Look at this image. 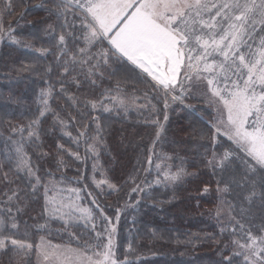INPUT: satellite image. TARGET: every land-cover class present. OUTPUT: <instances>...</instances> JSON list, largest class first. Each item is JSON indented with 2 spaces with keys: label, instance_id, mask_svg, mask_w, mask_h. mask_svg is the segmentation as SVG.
Returning a JSON list of instances; mask_svg holds the SVG:
<instances>
[{
  "label": "trees",
  "instance_id": "obj_1",
  "mask_svg": "<svg viewBox=\"0 0 264 264\" xmlns=\"http://www.w3.org/2000/svg\"><path fill=\"white\" fill-rule=\"evenodd\" d=\"M83 16L67 0H0V235L32 245L8 241L0 264H38L43 239L91 255L96 232L113 226L124 264H245L233 228L262 234L264 174L238 155L221 166L234 145L215 134L206 80L165 99L147 74L103 62Z\"/></svg>",
  "mask_w": 264,
  "mask_h": 264
},
{
  "label": "snow or ice",
  "instance_id": "obj_2",
  "mask_svg": "<svg viewBox=\"0 0 264 264\" xmlns=\"http://www.w3.org/2000/svg\"><path fill=\"white\" fill-rule=\"evenodd\" d=\"M72 7L84 13L81 25L85 40L89 47L100 48L105 64L112 61L137 77L147 74L165 99L171 95L180 100L190 80H206L210 99L214 98L220 110L215 134L226 136L234 145L224 153L221 166L238 155L247 173L264 174V0H73ZM257 31L262 34L259 45L253 36ZM59 39L63 43L64 36ZM217 56L223 59L218 61ZM120 105L124 106L123 100ZM18 166H23V161ZM182 175L181 170L166 178L176 181ZM255 195L253 191L249 201ZM81 212L83 218L91 217L89 211ZM104 219L112 223L108 217ZM236 223L233 233L243 235L233 241L237 249L233 255L242 257L245 264H264V234L253 235ZM12 226L16 227L15 223ZM3 229L0 222V233ZM115 231L113 226L110 231L96 232L98 242L91 255L71 247L58 251L61 246L55 245L43 250V259L49 264H124L115 257ZM8 241L25 250L32 248L10 235H0V249ZM226 259L227 264H235L231 257Z\"/></svg>",
  "mask_w": 264,
  "mask_h": 264
},
{
  "label": "rangeland",
  "instance_id": "obj_3",
  "mask_svg": "<svg viewBox=\"0 0 264 264\" xmlns=\"http://www.w3.org/2000/svg\"><path fill=\"white\" fill-rule=\"evenodd\" d=\"M69 3H73V0H67ZM260 26H258V28H259ZM209 59H211V57H209ZM216 59L219 61V60H222L223 59V57H220V56H217L216 57ZM181 75H183V70H181ZM180 75V76H181ZM205 75H207V74H205ZM194 87H195V89L197 88V84H195L194 85ZM183 95H186V92H184V94ZM218 109H219V106H218ZM56 197V196H55ZM53 199L54 198H52L51 199V202L54 204V205H58L59 204V202L58 201H56V203L53 201ZM67 205L65 204L63 207L61 206V208L63 209V210H69V207H66ZM87 210L84 206L81 208V210ZM262 234H264V233H262ZM254 235V234H253ZM112 239H113V248L115 249V246H114V242H115V237L114 236H112ZM42 242V241H41ZM49 246H55V245H53V244H51L48 240H46V239H43V244L42 243H40V245H39V247H38V249H39V252H38V257H37V262H38V264H49V262L48 261H45L44 259H43V255H42V252H43V250L46 248V247H49ZM66 247L65 246H61V248L60 249H58V251L59 250H64ZM3 249V248H2ZM2 249H0V251L2 250ZM84 253V252H83ZM86 254V253H85ZM86 255H88V254H86Z\"/></svg>",
  "mask_w": 264,
  "mask_h": 264
}]
</instances>
